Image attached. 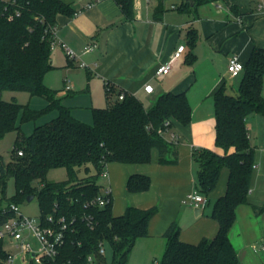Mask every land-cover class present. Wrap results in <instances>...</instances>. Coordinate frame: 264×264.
<instances>
[{"label":"trees","instance_id":"trees-1","mask_svg":"<svg viewBox=\"0 0 264 264\" xmlns=\"http://www.w3.org/2000/svg\"><path fill=\"white\" fill-rule=\"evenodd\" d=\"M115 1L125 19H133V0ZM212 1L195 0L197 6ZM75 13L73 6L63 0H12L10 4L0 0V92H27L49 101L46 109L36 111L29 104L0 98V141L16 133L10 162L5 164L0 156V206L20 205L34 195L44 224L48 225V216L66 218L69 227L58 254L44 264H106L105 256L99 254L101 245L111 248L112 264H128L137 242L148 236L155 210L128 207L123 215L114 216L112 195L105 206L94 204L102 194L99 178L112 162H151L153 149L159 150L160 163L169 162L166 154L179 141L173 125H187L192 108L184 93H165L150 109L134 95L125 93L123 100L117 98L105 108L93 109L92 125L76 119L44 82L45 75L54 69L51 42L57 19ZM263 84L264 49L254 48L244 65L238 93L230 95L222 87L215 94L216 144L225 153L193 151L199 165V193H212L221 172L228 170L227 190L216 200L211 213L218 232L212 240L190 244L179 239L180 227L173 224L165 235L166 246L159 264H242L229 232L237 207L249 200L254 150L246 118L252 113L264 116ZM111 92L107 86L108 99ZM53 108L59 109L58 117L35 125L26 137L21 124ZM20 151L22 156L18 155ZM90 166L95 174H89ZM58 168L66 169L68 179L48 181L49 171ZM82 168L87 175L80 178ZM10 179L14 180L15 192L8 197ZM150 184L149 177L133 175L127 189L144 192ZM262 209L256 207L255 211ZM7 255L0 241V264H6Z\"/></svg>","mask_w":264,"mask_h":264},{"label":"crops","instance_id":"crops-1","mask_svg":"<svg viewBox=\"0 0 264 264\" xmlns=\"http://www.w3.org/2000/svg\"><path fill=\"white\" fill-rule=\"evenodd\" d=\"M63 1L76 13L58 17L56 37L77 56L72 61L66 56L68 66L80 64L92 81L103 85L105 95L110 87L106 107L120 93L134 95L146 109L165 93H184L192 108L187 125H173L179 141L166 154L169 162L160 163L159 150L153 149L151 162H112L101 175L105 179L103 190L109 189L113 198L114 216L123 215L128 207L155 210L148 236L137 242L128 264H148L158 253L162 257L165 235L173 224L180 227L182 242L198 244L203 239H214L218 223L211 213L216 200L227 190L228 170L221 172L204 209L183 200L187 194L198 192L199 165L193 151L225 153L216 144L215 94L222 87L230 95L238 93L244 71L237 75L228 72L231 57L237 56L246 65L254 48L264 49L260 1L214 0L197 6L195 0L193 5L187 0H133V19H125L115 0H101L91 8L87 5L94 0ZM182 45L185 48L169 73L157 76V68ZM88 46L93 50L86 51ZM56 49L65 53L59 46ZM51 59L54 67L59 65L55 56ZM149 84L154 88L151 94L144 90ZM262 94L264 97V84ZM246 126L254 150L249 200L237 207L229 239L242 264H264V116L250 114ZM133 175L149 177V189L130 192L127 183ZM256 207L263 209L256 212Z\"/></svg>","mask_w":264,"mask_h":264},{"label":"rangeland","instance_id":"rangeland-1","mask_svg":"<svg viewBox=\"0 0 264 264\" xmlns=\"http://www.w3.org/2000/svg\"><path fill=\"white\" fill-rule=\"evenodd\" d=\"M173 0H166L172 2ZM52 57L58 60V66L50 70L45 76L46 86L56 93L57 98L62 101V105L71 110L72 114L80 119L82 122L92 125L93 124V109L106 107V95L104 87L101 83L92 81L86 69L80 67V64L74 63L73 66H68L66 54L56 49L51 51ZM70 85L71 90H67L66 86ZM0 98L6 101L15 100L20 104H29L30 108L36 111H43L49 105V101L45 97L31 96L27 92H0ZM146 103V102H145ZM59 109L53 108L47 112L40 114L35 120L28 121L21 124L22 131L26 137L30 136L34 130L35 125L47 124L52 119L58 117ZM20 122V119H19ZM16 133L8 134L3 140L0 141V156L5 164L11 160L12 149ZM172 140V136H169ZM89 174H95V170L90 166ZM87 172L82 168L79 172V177H85ZM47 179L50 182H62L68 179V173L65 168H58L49 171ZM102 184V191L105 187L104 177L99 178ZM15 192L14 180L10 179L8 182L7 196L10 197ZM4 203V202H3ZM213 200H211L212 205ZM5 205V204H4ZM20 210L26 217L40 218V208L37 199L32 202L22 203L19 205ZM6 251L15 255V259L10 264H27L19 257L20 251L12 244L5 245ZM106 264H112V251L108 245H104ZM157 253V251H156ZM18 254V255H17ZM157 261L161 260V255L156 254ZM151 258L148 264H154V259Z\"/></svg>","mask_w":264,"mask_h":264},{"label":"built area","instance_id":"built-area-1","mask_svg":"<svg viewBox=\"0 0 264 264\" xmlns=\"http://www.w3.org/2000/svg\"><path fill=\"white\" fill-rule=\"evenodd\" d=\"M7 4H10L12 0H4ZM101 0H94L87 5V8H91L95 3ZM258 4L259 11L264 14V5L262 0H259ZM57 46L61 47L69 60H77L75 52L70 49L65 43L58 40L56 37V30L53 32V39L51 42V50H54ZM185 46H179L177 51L156 70L157 76H163L169 73L172 65L180 56V53L184 50ZM93 50V46H88L86 51L90 52ZM85 67L83 63L81 65ZM227 70L232 75H237L244 71V64L239 60L237 56L230 58ZM67 90L71 89L70 85L66 86ZM146 93L151 94L154 90L152 85H146L144 87ZM125 97L124 93H120L118 96L119 100H123ZM173 136V135H172ZM175 137V136H173ZM172 137V138H173ZM19 156L23 155V152H18ZM111 200V192L109 189L102 191V194L97 197L94 204L103 207ZM183 203L189 204L198 209H204L208 204V197L199 193L192 192L186 195ZM0 241L4 243V249L6 244H12L16 249L20 251L19 257L22 261L27 264H44L45 260L53 259L58 254L59 246L64 240V233L69 227L65 217H61L56 220L53 216H48L46 224L43 219L26 217L20 210V206L11 203L0 206ZM262 250L264 251V241L262 242ZM6 264H10L14 259L15 255L7 251ZM99 254H105L104 246H100ZM18 255V254H17ZM91 260V258H89ZM154 264H159V261H155Z\"/></svg>","mask_w":264,"mask_h":264},{"label":"water","instance_id":"water-1","mask_svg":"<svg viewBox=\"0 0 264 264\" xmlns=\"http://www.w3.org/2000/svg\"><path fill=\"white\" fill-rule=\"evenodd\" d=\"M187 1H188V2H190V3H191V5H193V4H194L193 0H187ZM34 199H35V196H34V195H32V196H29V197L27 198V202H28V203H30V202H32ZM196 212H198V214H199V210H198V211H196Z\"/></svg>","mask_w":264,"mask_h":264}]
</instances>
